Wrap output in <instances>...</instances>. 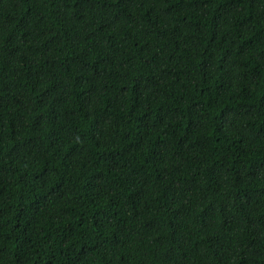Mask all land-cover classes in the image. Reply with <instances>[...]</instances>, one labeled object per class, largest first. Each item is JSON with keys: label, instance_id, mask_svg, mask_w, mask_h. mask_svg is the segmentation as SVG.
I'll use <instances>...</instances> for the list:
<instances>
[{"label": "trees", "instance_id": "16d2710c", "mask_svg": "<svg viewBox=\"0 0 264 264\" xmlns=\"http://www.w3.org/2000/svg\"><path fill=\"white\" fill-rule=\"evenodd\" d=\"M0 264H264V0H0Z\"/></svg>", "mask_w": 264, "mask_h": 264}]
</instances>
